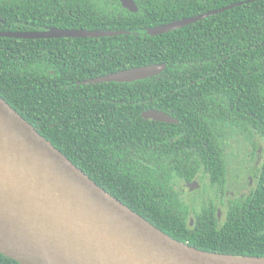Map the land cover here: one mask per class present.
<instances>
[{
  "label": "trees",
  "instance_id": "trees-1",
  "mask_svg": "<svg viewBox=\"0 0 264 264\" xmlns=\"http://www.w3.org/2000/svg\"><path fill=\"white\" fill-rule=\"evenodd\" d=\"M243 1L135 0L138 11L131 12L120 0H0V31H127L0 37V96L100 186L173 238L264 257V0L148 33ZM162 63L161 74L145 79L84 82ZM148 109L179 123L145 119ZM229 156H260L255 188L228 199L223 222L211 203L190 227L173 181H192L204 164L222 189ZM0 264L21 263L0 253Z\"/></svg>",
  "mask_w": 264,
  "mask_h": 264
},
{
  "label": "water",
  "instance_id": "water-1",
  "mask_svg": "<svg viewBox=\"0 0 264 264\" xmlns=\"http://www.w3.org/2000/svg\"><path fill=\"white\" fill-rule=\"evenodd\" d=\"M131 12L135 0H120ZM150 28L156 36L248 3ZM2 22V19H0ZM124 30L0 31V37H104ZM150 64L85 83L132 82L161 74ZM145 119L179 123L148 109ZM0 253L21 264H264V257L207 251L170 236L100 186L0 96Z\"/></svg>",
  "mask_w": 264,
  "mask_h": 264
},
{
  "label": "flooded vegetation",
  "instance_id": "flooded-vegetation-1",
  "mask_svg": "<svg viewBox=\"0 0 264 264\" xmlns=\"http://www.w3.org/2000/svg\"><path fill=\"white\" fill-rule=\"evenodd\" d=\"M183 161H203L201 157H184ZM260 156L251 158L250 156H229L226 159L227 180L221 189L219 183L214 184L210 180V174L205 171L204 164H197L192 181L185 178H175L172 183L174 191L177 192L179 200L189 209L190 227L196 223V214L203 210L205 206L212 203L215 206L218 222H223L225 218L226 204L230 197L250 194L256 186L258 171L260 167ZM246 180L249 191L244 193L240 190L241 184ZM214 184V185H213Z\"/></svg>",
  "mask_w": 264,
  "mask_h": 264
},
{
  "label": "rangeland",
  "instance_id": "rangeland-1",
  "mask_svg": "<svg viewBox=\"0 0 264 264\" xmlns=\"http://www.w3.org/2000/svg\"><path fill=\"white\" fill-rule=\"evenodd\" d=\"M239 187H240V190L243 191L244 193H247L249 191V187L246 184V180L243 181V184H241V186Z\"/></svg>",
  "mask_w": 264,
  "mask_h": 264
}]
</instances>
